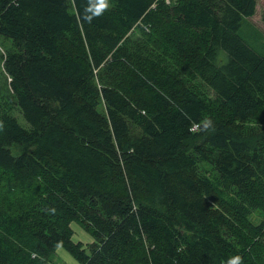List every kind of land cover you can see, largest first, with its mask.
<instances>
[{"label":"trees","instance_id":"trees-1","mask_svg":"<svg viewBox=\"0 0 264 264\" xmlns=\"http://www.w3.org/2000/svg\"><path fill=\"white\" fill-rule=\"evenodd\" d=\"M109 2L0 0V264H264L257 0Z\"/></svg>","mask_w":264,"mask_h":264},{"label":"rangeland","instance_id":"rangeland-1","mask_svg":"<svg viewBox=\"0 0 264 264\" xmlns=\"http://www.w3.org/2000/svg\"><path fill=\"white\" fill-rule=\"evenodd\" d=\"M263 11H264V0H257L256 13L251 17V22L256 26H258L259 28H261L262 31H264ZM166 32L167 33L172 32L177 36L184 35L183 30H178L175 26L172 25L167 26ZM10 45H11L10 42L6 41L3 38H0V54H2L8 47H10ZM181 54H186V52H181ZM7 92H8V77L4 73L0 62V93H7ZM26 204L27 203L25 202L23 204V207H25ZM16 209H22V207L17 206ZM79 226H80L79 223L73 222V227L76 231L73 238L75 240L78 239L83 240L85 241V243H89L90 241H92V239H94L92 235L88 234L85 231L80 230ZM50 264H79V263L73 259L72 255H70L64 247L59 246L56 250V256L53 258L52 261H50Z\"/></svg>","mask_w":264,"mask_h":264},{"label":"clouds","instance_id":"clouds-1","mask_svg":"<svg viewBox=\"0 0 264 264\" xmlns=\"http://www.w3.org/2000/svg\"><path fill=\"white\" fill-rule=\"evenodd\" d=\"M110 7L109 0H88V5L85 9V18L91 22L92 19L99 17L104 11ZM211 120L205 121V126L211 127ZM2 127V125H0ZM192 130L191 128L189 129ZM227 264H243V258L240 255L232 256L228 259Z\"/></svg>","mask_w":264,"mask_h":264}]
</instances>
